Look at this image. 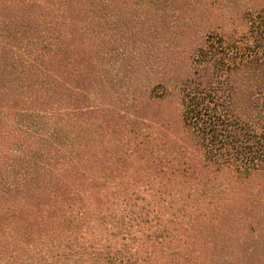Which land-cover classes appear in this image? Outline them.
<instances>
[{"label": "trees", "instance_id": "1", "mask_svg": "<svg viewBox=\"0 0 264 264\" xmlns=\"http://www.w3.org/2000/svg\"><path fill=\"white\" fill-rule=\"evenodd\" d=\"M0 264H264V0H0Z\"/></svg>", "mask_w": 264, "mask_h": 264}]
</instances>
